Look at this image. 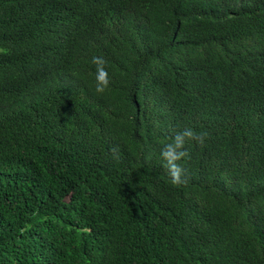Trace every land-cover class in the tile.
Segmentation results:
<instances>
[{
	"label": "trees",
	"instance_id": "16d2710c",
	"mask_svg": "<svg viewBox=\"0 0 264 264\" xmlns=\"http://www.w3.org/2000/svg\"><path fill=\"white\" fill-rule=\"evenodd\" d=\"M0 264H264V0H0Z\"/></svg>",
	"mask_w": 264,
	"mask_h": 264
},
{
	"label": "clouds",
	"instance_id": "9594fccd",
	"mask_svg": "<svg viewBox=\"0 0 264 264\" xmlns=\"http://www.w3.org/2000/svg\"><path fill=\"white\" fill-rule=\"evenodd\" d=\"M91 63L96 66V92L102 93L109 85L108 72L105 68L106 61L102 57H93ZM207 133L196 134L193 130L185 128L182 132L175 135L171 143L164 145L161 150V157L164 160V168L170 177V182L173 185H180L183 183L181 179L183 175V169L177 163L184 157L188 156V152L185 150L186 140H195L198 144L203 146L204 139ZM113 152L118 151L117 148L112 149Z\"/></svg>",
	"mask_w": 264,
	"mask_h": 264
}]
</instances>
